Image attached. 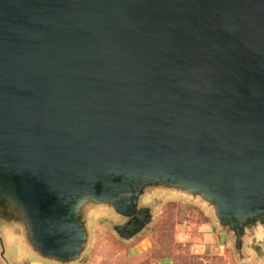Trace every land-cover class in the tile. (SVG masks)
<instances>
[{
  "label": "water",
  "instance_id": "95a60500",
  "mask_svg": "<svg viewBox=\"0 0 264 264\" xmlns=\"http://www.w3.org/2000/svg\"><path fill=\"white\" fill-rule=\"evenodd\" d=\"M158 186L264 263V0H0V264H71L83 206L130 224Z\"/></svg>",
  "mask_w": 264,
  "mask_h": 264
},
{
  "label": "rangeland",
  "instance_id": "374dc122",
  "mask_svg": "<svg viewBox=\"0 0 264 264\" xmlns=\"http://www.w3.org/2000/svg\"><path fill=\"white\" fill-rule=\"evenodd\" d=\"M81 211L89 213L88 242L80 259L71 264H250L242 262L244 254L256 264L252 239L242 245L222 230L213 204L185 190L150 187L132 218L140 226L130 234L124 232L130 219L109 206H83ZM259 233L257 229L252 235L263 239ZM16 238L7 244L10 261L12 253L20 251L16 246L21 237Z\"/></svg>",
  "mask_w": 264,
  "mask_h": 264
},
{
  "label": "crops",
  "instance_id": "0c3cea01",
  "mask_svg": "<svg viewBox=\"0 0 264 264\" xmlns=\"http://www.w3.org/2000/svg\"><path fill=\"white\" fill-rule=\"evenodd\" d=\"M10 241L15 243V238L10 237L6 239V243L8 244ZM20 250L19 252L12 253L15 254L10 261L8 257V251H7V259L9 264H49L47 262H44L37 258L34 254L29 252L24 246H22L20 243L16 246ZM13 248V247H12ZM14 249V248H13ZM17 249V250H18Z\"/></svg>",
  "mask_w": 264,
  "mask_h": 264
},
{
  "label": "flooded vegetation",
  "instance_id": "af4514ba",
  "mask_svg": "<svg viewBox=\"0 0 264 264\" xmlns=\"http://www.w3.org/2000/svg\"><path fill=\"white\" fill-rule=\"evenodd\" d=\"M139 226H140V222H139L138 220H136V221H134V222L128 224L127 227L124 229V232H125V233H128V232L131 233V232L134 231L135 229H138Z\"/></svg>",
  "mask_w": 264,
  "mask_h": 264
}]
</instances>
